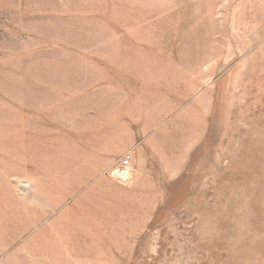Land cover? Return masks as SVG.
Masks as SVG:
<instances>
[{"label": "rangeland", "instance_id": "rangeland-1", "mask_svg": "<svg viewBox=\"0 0 264 264\" xmlns=\"http://www.w3.org/2000/svg\"><path fill=\"white\" fill-rule=\"evenodd\" d=\"M0 264H264V0H0Z\"/></svg>", "mask_w": 264, "mask_h": 264}, {"label": "built area", "instance_id": "built-area-1", "mask_svg": "<svg viewBox=\"0 0 264 264\" xmlns=\"http://www.w3.org/2000/svg\"><path fill=\"white\" fill-rule=\"evenodd\" d=\"M122 162H123V165H127L128 164V157L126 156V158H124V160Z\"/></svg>", "mask_w": 264, "mask_h": 264}, {"label": "bare ground", "instance_id": "bare-ground-1", "mask_svg": "<svg viewBox=\"0 0 264 264\" xmlns=\"http://www.w3.org/2000/svg\"><path fill=\"white\" fill-rule=\"evenodd\" d=\"M129 163V162H128Z\"/></svg>", "mask_w": 264, "mask_h": 264}]
</instances>
